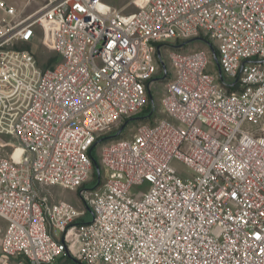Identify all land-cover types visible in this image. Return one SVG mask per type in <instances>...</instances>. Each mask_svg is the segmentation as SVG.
Segmentation results:
<instances>
[{"label":"built area","instance_id":"1","mask_svg":"<svg viewBox=\"0 0 264 264\" xmlns=\"http://www.w3.org/2000/svg\"><path fill=\"white\" fill-rule=\"evenodd\" d=\"M129 4L0 0V264H264V0ZM200 36L217 76L206 52L168 51L160 117L152 105L104 144L86 185L92 145L143 107L163 47ZM35 41L59 61L40 68ZM42 186L77 192L91 219Z\"/></svg>","mask_w":264,"mask_h":264},{"label":"rangeland","instance_id":"2","mask_svg":"<svg viewBox=\"0 0 264 264\" xmlns=\"http://www.w3.org/2000/svg\"><path fill=\"white\" fill-rule=\"evenodd\" d=\"M103 1L110 6L122 9V11L125 13L135 11L139 5V4L127 5V3L131 0H103ZM17 6H18V10H22L23 14L25 15L29 13L36 5H30L28 7H24L22 4H18ZM210 49L211 48L209 47L208 43L199 37H191L184 40L171 41L163 47V49L161 50L162 61L159 62L158 70L156 74L153 76V80H150L149 82V91L146 95V102L143 105V107L136 114L118 120L113 126L102 132L99 135V141L91 148L90 157L92 162V175L90 176V179L87 182L88 184L86 185L92 186L95 183V179L97 178L96 177L97 174L95 172V167H94V161L99 166L100 174L101 175L103 174V170L99 165V152L104 144H107L114 139L128 137L134 131L135 127L140 123L148 122V121L153 122L152 121L153 119L143 118L144 113L142 111L148 105L151 108V110H152V105L154 107V115H156L154 120L160 117V114L158 113L160 98L165 90L166 82L171 77V72H172L171 65L166 56L167 52L171 50H179L185 53L198 51V50L206 52L209 55L208 56L209 62L206 67V71L216 77L217 76L216 74L218 72V67L216 60L211 56ZM32 50L36 53L35 56H36L37 64L40 68H46L52 66L57 61H59V56L56 55L55 52H53L52 50L43 46V44H41L40 42L38 43L37 41H35L34 44L32 45ZM250 127L251 126L249 124H245L243 126L244 129ZM6 150L7 149H4L2 153L6 154ZM17 153L18 152L15 153V156L17 155ZM172 165L180 173L187 171L186 167L177 161H174ZM141 188L145 189L146 187L143 186ZM41 190L42 193L48 196V199L51 202L57 200H65L70 204H72L77 209H85L83 201L79 199L77 192L73 190L61 186H42ZM134 190H136V188L132 189V191ZM85 213L86 214L88 213L86 209L84 215H86ZM4 227H5V222L0 218V239L4 231ZM46 230L48 233H52V235L56 237H60V233L50 230L48 223H46ZM70 261L72 260L71 259L67 260L68 263Z\"/></svg>","mask_w":264,"mask_h":264},{"label":"trees","instance_id":"3","mask_svg":"<svg viewBox=\"0 0 264 264\" xmlns=\"http://www.w3.org/2000/svg\"><path fill=\"white\" fill-rule=\"evenodd\" d=\"M199 38H201L202 40H204V41H206V42H208L207 41V39L205 38V37H199ZM176 41H178V40H176ZM210 53H211V56L213 57V55H217V53H216V50H215V48L214 47H212V49H210ZM143 113H144V116H143V118H146V119H150L151 118V116H152V114H151V108L149 107V105L142 111ZM141 112V113H142ZM99 141V136L96 138V140H95V142H94V144L92 145V147L97 143ZM91 147V148H92ZM90 155H91V149H90V153H89ZM94 163H95V161H94ZM94 174V173H93ZM96 181H97V179L95 180V183H96ZM85 209L87 210V214L86 215H84L83 217H81L79 220H80V222H87V221H89L90 219H91V213L93 212L92 211V208L88 205V204H85ZM90 214V215H89ZM88 216V217H87ZM69 264H81L79 261H77L76 263L75 262H72V261H70L69 262Z\"/></svg>","mask_w":264,"mask_h":264},{"label":"water","instance_id":"4","mask_svg":"<svg viewBox=\"0 0 264 264\" xmlns=\"http://www.w3.org/2000/svg\"><path fill=\"white\" fill-rule=\"evenodd\" d=\"M107 5H102V6H100L99 7V9H100V11L102 12V13H106V11H107ZM208 45H209V47L211 48V46H210V44L208 43ZM213 58L215 59V56L213 55ZM94 167H95V172H96V174H97V176L99 175V172H100V169H99V166L96 164V163H94ZM91 216H92V213H91ZM71 260H72V262H77L75 259H73V258H71Z\"/></svg>","mask_w":264,"mask_h":264},{"label":"bare ground","instance_id":"5","mask_svg":"<svg viewBox=\"0 0 264 264\" xmlns=\"http://www.w3.org/2000/svg\"><path fill=\"white\" fill-rule=\"evenodd\" d=\"M16 152H18V151H16Z\"/></svg>","mask_w":264,"mask_h":264}]
</instances>
